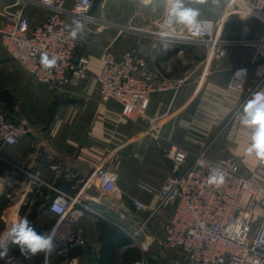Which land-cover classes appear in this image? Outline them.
I'll use <instances>...</instances> for the list:
<instances>
[{
  "label": "crops",
  "instance_id": "0c3cea01",
  "mask_svg": "<svg viewBox=\"0 0 264 264\" xmlns=\"http://www.w3.org/2000/svg\"><path fill=\"white\" fill-rule=\"evenodd\" d=\"M226 1L183 0L186 7L199 10V18L216 21L217 33L223 37L264 36V20L252 14L226 15ZM11 2L0 0V25L3 8ZM71 3L66 0L67 5ZM168 7L167 0H93L98 21L83 26L77 39V55L88 59L91 75L77 87L59 89L38 81L0 42V87L12 91L27 128L17 144L1 151L4 158L19 164L23 171L11 196L0 194V233L24 216L40 234L51 229L57 216L48 209L47 200L54 189L71 195L81 191L93 211L86 212L75 224L76 233L87 242V247L78 251L77 264H97L102 245L99 222H109L128 235L126 230L147 214L135 211L129 199L138 198L149 206L156 202L154 194L139 187L146 184L158 190L170 173V161L152 136L153 126L124 116L120 103L102 96L93 77L104 53L119 56L136 39L137 55L148 66L165 77L187 76L176 94L162 91L150 96L147 112L162 122L160 142L184 148L189 159L202 151L209 158L230 157L249 175L250 168L264 167V160L246 154L251 129L241 123L246 103L256 92L264 91V48L229 46L223 56L214 60L202 46L173 42L162 35L170 33L164 23ZM24 8L31 24L40 23L46 15L44 8L31 3ZM241 64L248 66L247 79L235 86L233 68ZM0 107L5 110L2 103ZM5 164L0 158V172ZM95 169L116 173L120 197L104 194L95 186H84ZM30 173L48 184L41 193L34 191ZM240 208L250 214L249 221L255 229L261 207L245 194ZM173 209V203L167 204L153 213L146 225V253L152 264H172L175 259V252L162 243L164 225ZM129 246L135 245L131 242ZM125 248L117 247L114 264H134L140 259L133 256L122 263ZM8 256L17 264L45 262L44 253L27 259L15 246H10ZM0 264L6 261L0 260ZM48 264L63 263L53 252Z\"/></svg>",
  "mask_w": 264,
  "mask_h": 264
},
{
  "label": "built area",
  "instance_id": "2783aa9c",
  "mask_svg": "<svg viewBox=\"0 0 264 264\" xmlns=\"http://www.w3.org/2000/svg\"><path fill=\"white\" fill-rule=\"evenodd\" d=\"M31 3L46 10L44 19L31 24L25 5ZM93 0H12L3 8V22L0 25V42L29 74L38 81L59 89L77 87L91 75L89 61L77 55V39L71 32L78 20L82 26L98 21L93 12ZM244 13L264 20V0H227L224 14ZM173 42H186L208 50L218 60L229 46H255L264 48V36L227 38L219 35L217 22L212 19L207 25L192 27L184 24H166ZM116 26H119L116 24ZM161 34V33H160ZM135 44L119 56L111 52L100 58V68L93 77L99 84L102 96L113 98L121 105V113L131 119H142L153 126L152 136L163 156L170 161V173L162 186L154 190L146 184H139L143 190L152 193L157 200L149 206L138 198H130L135 211L147 214L136 220L126 230L132 243L142 249L141 258L134 264H150L146 251V240L140 242L152 214L169 203L174 204L172 216L164 225V246L175 252L172 264H264V183L243 173L230 157L209 158L205 152L189 159L187 151L175 144L164 146L159 140L162 122L150 116L147 106L150 96L156 92L171 91L176 94L187 80V76L165 77L138 57ZM45 61H55L47 64ZM241 64L233 68V84L241 83L235 77ZM27 133L24 123L8 117L0 107V158L6 164L0 172V194L10 197L18 175L23 168L1 154L2 148L17 144ZM134 137L127 140L130 142ZM223 174V183L210 184L208 177ZM33 178L35 192L48 185L36 174ZM84 186H95L102 193L120 197L121 190L114 172L95 169L84 181ZM249 194L261 207L255 229L250 224V214L240 208L243 195ZM48 209L57 216L59 227L54 243V254L63 264H77L78 251L87 247V242L75 231V224L86 213L93 211L81 191L71 195L58 188L47 200ZM57 222L55 224H57ZM52 229V228H51ZM43 230L47 235L51 230ZM11 264H17L13 257Z\"/></svg>",
  "mask_w": 264,
  "mask_h": 264
},
{
  "label": "clouds",
  "instance_id": "9594fccd",
  "mask_svg": "<svg viewBox=\"0 0 264 264\" xmlns=\"http://www.w3.org/2000/svg\"><path fill=\"white\" fill-rule=\"evenodd\" d=\"M168 18L166 24L171 27L174 24H184L192 27L195 25H207L209 21L199 20L200 12L198 9L186 7L183 0H167ZM75 27L71 35L75 39L83 26L78 20H73ZM55 61H45L50 64ZM236 79L244 83L247 79V69H237ZM241 123L246 128L251 129V143L246 148L247 155H255L257 159L264 160V91L256 92L249 100L241 114ZM223 174L212 173L208 177L210 184L223 183ZM59 227V223L54 224L47 235L38 233L32 221L27 217H21L14 222L10 228L0 233V260H5L6 264H11L12 258L8 256L10 246L19 248L22 255L27 259L44 253L45 262L48 264V257L55 251L54 240Z\"/></svg>",
  "mask_w": 264,
  "mask_h": 264
},
{
  "label": "trees",
  "instance_id": "16d2710c",
  "mask_svg": "<svg viewBox=\"0 0 264 264\" xmlns=\"http://www.w3.org/2000/svg\"><path fill=\"white\" fill-rule=\"evenodd\" d=\"M99 238L102 241L100 255L97 264H114L116 260L117 247H126L122 254V263H127L134 256L140 258L141 252L137 251L136 246H129L132 242L126 232L121 231L106 221L99 222ZM138 255V256H137ZM149 259V257H148ZM150 263L152 262L149 259ZM152 264V263H151Z\"/></svg>",
  "mask_w": 264,
  "mask_h": 264
},
{
  "label": "water",
  "instance_id": "95a60500",
  "mask_svg": "<svg viewBox=\"0 0 264 264\" xmlns=\"http://www.w3.org/2000/svg\"><path fill=\"white\" fill-rule=\"evenodd\" d=\"M0 103L4 105L8 117L24 122L23 115L15 106V97L10 89L0 87Z\"/></svg>",
  "mask_w": 264,
  "mask_h": 264
},
{
  "label": "rangeland",
  "instance_id": "374dc122",
  "mask_svg": "<svg viewBox=\"0 0 264 264\" xmlns=\"http://www.w3.org/2000/svg\"><path fill=\"white\" fill-rule=\"evenodd\" d=\"M194 45V44H193ZM194 46H199V45H194ZM171 78V77H170ZM251 172V176H253L255 179H257L258 181H260V182H262V183H264V167H260V166H257V167H253V168H250L249 169ZM138 240L140 241V242H142V241H144V240H146L145 239V236L144 235H140L139 236V238H138ZM136 246V245H135ZM135 248H137V249H139L140 250V252H141V255L140 256H142V249H140V247H138V246H136ZM141 258V257H140Z\"/></svg>",
  "mask_w": 264,
  "mask_h": 264
}]
</instances>
